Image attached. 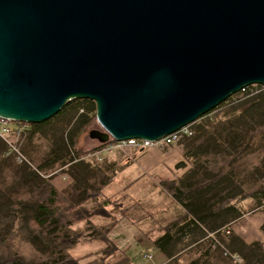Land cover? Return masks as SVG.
I'll return each mask as SVG.
<instances>
[{
  "label": "water",
  "instance_id": "1",
  "mask_svg": "<svg viewBox=\"0 0 264 264\" xmlns=\"http://www.w3.org/2000/svg\"><path fill=\"white\" fill-rule=\"evenodd\" d=\"M264 85V0H0V119L96 104L89 136L158 141Z\"/></svg>",
  "mask_w": 264,
  "mask_h": 264
},
{
  "label": "trees",
  "instance_id": "2",
  "mask_svg": "<svg viewBox=\"0 0 264 264\" xmlns=\"http://www.w3.org/2000/svg\"><path fill=\"white\" fill-rule=\"evenodd\" d=\"M254 86H248L240 91L249 95V99L239 104L242 112L240 115L229 111L225 119L215 124H212L209 119H204L228 102L232 95L192 124V129L197 132V135L187 136L190 141L186 145L188 149L185 156L194 160V166L191 171L186 172L169 187L172 197L183 208L181 214L183 216L168 224L153 243L164 255L168 257L176 255L180 244L186 241L190 246L197 245L198 255L200 253L198 258L192 259L189 264H214L215 262L220 264L225 261L223 259L225 256L228 261L224 264H238L237 259L238 261L242 259L244 264H264L263 244L260 242L248 244L233 234L229 235L231 230L226 228L240 217L234 201L239 198L237 200L239 204L251 197L264 199V184L251 192L241 194L238 192L241 185H238V181H234L232 171L229 172L222 167L223 164L213 160V162H205L206 166H204L199 162L204 156L216 157V154L220 152L223 155V161L230 162L231 158H234L233 164H236L240 159V153L244 151V144L249 143L251 138L262 136V142L264 141V85H257L259 90L250 91ZM68 110L72 116L65 129L57 131V128H54L49 132L45 131L47 124ZM202 119L205 121L202 124L198 123ZM95 120L94 101L73 99L48 121L29 124L25 136L27 132L42 135L51 133L49 136L54 138L51 150L39 168L35 169L36 171L33 170L34 167L25 154L28 162H21L24 164H18L14 157L7 155L10 146L0 137V186L4 187H0V264H80L79 259L74 258L69 250L80 237L73 229V225L76 221L83 219L87 221V231L92 234L91 236L101 239L106 244L103 253L108 258L107 261L111 264L112 262L132 264L135 260L136 254L129 255L127 249H121L109 237L114 225L108 224L104 231L98 233L97 227L88 221L97 216L96 214L109 217L106 216L108 201L96 205L98 202L96 197L101 189L111 182V177H107L101 169L95 172L96 165L91 172L90 163H86L83 158L92 151L81 152L77 148L78 137ZM207 126L211 130L210 128L207 130ZM206 133L214 136L213 140L209 139L205 142ZM248 135L250 136L247 138ZM204 136L203 143H200ZM111 142L116 140L110 139L100 144V148ZM260 150L264 154L262 143ZM8 165L14 169L13 175L15 174L14 184L11 186H7V176L3 172ZM66 165L71 166L69 172L73 179L72 188L67 195L59 191L47 178L42 177V170L59 169ZM261 165H264V155ZM218 168L221 169L218 170ZM99 177L104 179H98ZM22 188L37 192L40 201L29 203L13 201L11 192L21 193ZM93 199L94 201L90 203L89 201ZM91 204L93 205L90 206ZM11 210L30 212L25 216L26 220L19 233L26 234L27 240L37 246L41 254L39 259L28 258L12 248L9 238L13 234L12 228L16 214Z\"/></svg>",
  "mask_w": 264,
  "mask_h": 264
},
{
  "label": "rangeland",
  "instance_id": "3",
  "mask_svg": "<svg viewBox=\"0 0 264 264\" xmlns=\"http://www.w3.org/2000/svg\"><path fill=\"white\" fill-rule=\"evenodd\" d=\"M257 90H259L257 85L250 89V91ZM248 96L246 92L234 94L228 102L211 112L204 119H209L212 124H215L225 119L227 117L225 115L229 111L240 115L242 112L239 104L249 99ZM71 116L72 113L68 110V112L56 117L47 124L45 126L47 130L45 131L49 132L54 128H57V131L65 129ZM204 119L199 120L198 123L202 124L205 121ZM12 123L16 122L13 121ZM209 128L207 126L206 129ZM92 129L102 130L97 118L80 134L77 139V148L81 152L92 151L83 160L90 163L89 169L91 172L96 168L94 167L96 165L97 168L94 171L99 172L97 169L103 170L107 177H111V182L104 186L98 197H96L98 200L96 205L108 201L106 216L109 217H101L96 214L97 216L90 218L88 221H91L97 227L98 233L104 231L108 224L109 226L114 225L109 237L121 249H127L129 255L136 254L132 264H189L192 259L198 258L200 253L198 255L197 250L199 248L197 245L190 246L186 241L180 244L179 251L172 257L164 255L153 245L154 239L163 233L168 224L183 216L181 215L183 208L174 200L169 187L186 172L191 171L194 166V160L185 156L188 149L186 145L190 141L189 138L183 136L173 144L152 146L137 152L136 149L130 146L109 151V148H105V146L100 148L101 143L97 139L90 138L89 132ZM50 134L42 135L33 134L32 132L29 134L27 132L25 139H19L13 135L6 138L21 146V151L30 159V164L33 165V170L36 171L35 169L39 168V165L43 163L52 148L54 138L49 136ZM195 135H197V132L193 130L192 136ZM205 135L207 139L204 136L200 143H203L204 139L205 142L209 139L213 140L214 136L212 137L209 133ZM262 140V136H257L254 139L251 138L249 143L244 144V151L240 153V159L236 164H233L234 158H231L230 162L223 161L224 158L220 152L216 154V157L204 156L199 162L204 166H206L205 162H213V160L223 164L222 167L228 169L229 172L232 171L234 181H238V185H241L238 192H241V194L251 192V190H255L264 184V179H262L264 165H261L264 154L260 150L261 143L264 145ZM10 165L3 171L7 176V186L13 185L15 178V174L13 175L14 169ZM70 169L71 166L66 165L59 169L42 170V177L47 178L59 191L67 195L73 183ZM98 179L104 178L99 177ZM0 187L4 188L3 186ZM11 193L13 201L28 203L40 201L38 193L29 189L22 188L21 193ZM238 199L234 203L240 212V217H237L226 227L231 230L229 235L232 236L233 234V236L239 237L248 244L260 242L264 245V199L251 197L244 199L239 204L237 203ZM93 201L94 199L89 202ZM12 212L16 214V220L12 228L13 234L9 238L12 248L28 258L39 259L41 254L37 250V246L27 240L28 236L26 234L22 233L21 235L19 233L26 220L25 216L30 212L26 210ZM73 229L78 232L80 237L78 242L69 250V253L74 258L79 259L80 264H111L103 253L106 244L101 239L91 236L92 234L87 231L86 220L76 221ZM150 250L154 255L153 259H143V253ZM225 257H223L225 261L220 262V264L228 261ZM237 263L244 264V261L242 259L238 261L237 259ZM214 264L218 263L215 262Z\"/></svg>",
  "mask_w": 264,
  "mask_h": 264
},
{
  "label": "built area",
  "instance_id": "4",
  "mask_svg": "<svg viewBox=\"0 0 264 264\" xmlns=\"http://www.w3.org/2000/svg\"><path fill=\"white\" fill-rule=\"evenodd\" d=\"M12 122L13 121L10 120L0 119V137L5 139L10 146V150L8 151L7 155L14 157L19 163L28 162L27 157L21 151V146L17 145L18 143H14V141L8 140L6 137H9V135H13L16 136V138L18 137L19 139H23L26 134V131L28 130L29 124L22 122ZM192 132V125H189L155 142L142 139H129L125 141L111 142L107 144L105 148H109V151H115L130 146L136 150L141 151L152 146H167L173 144L180 140L183 136L192 135ZM153 256L154 255L152 253V250H150L144 252L142 258L152 260Z\"/></svg>",
  "mask_w": 264,
  "mask_h": 264
}]
</instances>
